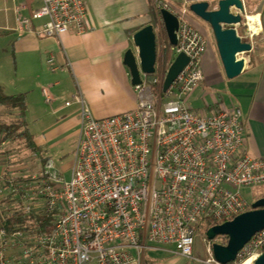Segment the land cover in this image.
<instances>
[{
    "label": "built area",
    "instance_id": "1",
    "mask_svg": "<svg viewBox=\"0 0 264 264\" xmlns=\"http://www.w3.org/2000/svg\"><path fill=\"white\" fill-rule=\"evenodd\" d=\"M36 2L31 8L25 2L18 7V30L60 36L73 25L83 29L86 0ZM152 2L156 10L172 11L160 0ZM185 9L172 11L178 17L177 43L171 45L167 65L162 27L155 32L161 58L153 73L139 68L141 83L133 85L138 94L135 108L96 118L80 90L64 101L66 106L75 103L79 116L69 178L50 158L36 175L0 172V220L15 213L31 220L26 233L0 225V264H10L17 249L15 264H132L146 243L170 244L191 257L197 224L205 219L220 223L249 209L241 190L264 184V156H252L245 149L240 107L219 105L200 112L188 104L204 78L206 40L185 18ZM248 16L243 24L253 45V35L261 28L254 31ZM35 20L39 22L33 26ZM180 52L188 61L164 91L167 68ZM47 62L53 71L58 69L52 57ZM42 93L50 102L46 87ZM37 215L51 218L50 231L45 232ZM215 240L227 241L222 236ZM208 243L206 262L221 264ZM263 251L264 228L229 264L253 263Z\"/></svg>",
    "mask_w": 264,
    "mask_h": 264
},
{
    "label": "crops",
    "instance_id": "2",
    "mask_svg": "<svg viewBox=\"0 0 264 264\" xmlns=\"http://www.w3.org/2000/svg\"><path fill=\"white\" fill-rule=\"evenodd\" d=\"M34 1L31 7L36 5ZM194 1L200 0H182L181 6L186 8ZM207 1L214 2L213 7L216 6L217 0ZM242 1L246 13L254 11V14H258L261 31L253 35L250 60L246 59L244 70L234 78H227L230 87L228 99L219 95L216 99L212 95L211 97L218 105L241 108L245 149L250 155L261 157L264 156V0ZM23 2L26 3L25 0ZM86 6L87 16L81 31L73 25L60 36H39L33 31L18 30L15 20L13 26H6L2 32L4 34L11 31L14 34V66L17 72L21 71L26 77L38 71V58L44 57L46 61L53 58V65L58 69L53 71L51 68L53 72H48L57 74L53 76L44 70L40 72V76L48 84V87H44L52 98L46 103H52V113L56 115V119L67 117L68 124L76 125L78 132V106L75 103L66 106L61 98L69 100L72 94L80 90L96 118L135 108L138 94L131 84L123 55L128 48L136 52L132 37L138 29L153 21H156L158 27L162 25L158 17L160 9L156 10L152 0H86ZM187 18L195 26V21L189 16ZM38 22L35 20L33 26ZM239 34L248 37L249 32L245 27L244 32ZM204 60L205 55L202 61ZM212 61L214 63V58ZM203 74L204 78L208 75L206 71ZM27 85L28 81L21 86ZM1 87L6 93L5 87ZM16 90V93L27 92L25 88ZM50 92L55 96L54 101ZM205 93L206 91L203 95ZM31 133L35 144L47 152L53 132L49 131L47 135ZM3 168L4 165L0 162V172ZM201 238L200 242L194 241L191 257L179 254L170 244L146 243L143 254L132 264H209L206 259L209 257L210 246L207 239Z\"/></svg>",
    "mask_w": 264,
    "mask_h": 264
},
{
    "label": "rangeland",
    "instance_id": "3",
    "mask_svg": "<svg viewBox=\"0 0 264 264\" xmlns=\"http://www.w3.org/2000/svg\"><path fill=\"white\" fill-rule=\"evenodd\" d=\"M169 6L172 11L177 12L182 9V0H162ZM23 0H0V84L5 87V92L12 94L16 93L18 88L26 89V111L25 120L27 122V128L34 134L47 135L49 131L53 132L49 139V147L46 151H42L41 154L35 153L28 147L26 141L7 140L4 143H0V162L4 165V170L9 169L15 174L20 176H32L36 175L41 166V157L50 158L53 160L57 169L60 170L64 178L70 176V166L73 162L74 151L79 137V132L74 124H68L67 117L56 119V115L52 113V103L45 102L44 95L42 93V87H48L46 79L40 76L41 71H51V65L46 61V58H38L36 67L38 71H34L33 75L26 77L17 72L14 66V34L11 31L4 32V28L7 26H13L18 7L22 4ZM34 3H37L36 0ZM214 2L210 3V8L213 7ZM185 18L188 20V16L195 21V27L201 32L206 40V54L205 60L202 61L203 72L206 71L207 76L203 78L195 91L188 98V104L196 111L209 112L211 109H218L216 107L208 109V105L212 106L215 99L219 96L224 98L228 97L230 93V87L228 85L229 79H227L216 47V43L213 37V33L209 24L190 12L186 6ZM246 14H254V11H250ZM244 20V19H243ZM154 30H158L156 21L152 22ZM238 33H243L245 27L243 24L236 25ZM158 32V31H157ZM159 33V32H158ZM163 35V31H162ZM40 36V35H39ZM164 42V40H163ZM166 43H169L166 36ZM157 45V60L161 58L162 48H160L159 38L156 40ZM205 53V52H204ZM246 59L250 60V53H242ZM172 57V54H171ZM214 58V63H213ZM171 60V58H170ZM170 62V61H169ZM166 63V62H165ZM168 63H166L167 65ZM214 68H212L213 66ZM218 69V70H215ZM21 69V68H20ZM48 72V74H53ZM39 74V75H38ZM57 73H54L56 75ZM205 74V75H206ZM28 81L27 86H21L24 82ZM18 84V85H16ZM51 87H49V91ZM206 93L203 95V93ZM51 93V92H50ZM52 95V93H51ZM212 95V97H211ZM53 96V95H52ZM53 96V101L55 100ZM69 97L68 99H70ZM60 100V98H58ZM228 99V98H227ZM227 99L225 103H227ZM52 101V102H53ZM61 101H65V98H61ZM18 111L16 109H7L0 105V122L10 123L18 118ZM68 124V125H67ZM8 166V167H7ZM244 198L248 203H252L264 193V184H257L252 186L243 187L241 190ZM30 219L27 218L24 221V227L29 228ZM29 222V224H28ZM206 224L203 223L200 229L195 232L194 241L196 242L205 236ZM24 230V233L26 229ZM27 231V230H26ZM27 235V234H26ZM27 237V236H26ZM206 239V238H205ZM217 240V239H216ZM20 251L14 250L10 256V264L17 263V258ZM240 264V263H237Z\"/></svg>",
    "mask_w": 264,
    "mask_h": 264
},
{
    "label": "water",
    "instance_id": "4",
    "mask_svg": "<svg viewBox=\"0 0 264 264\" xmlns=\"http://www.w3.org/2000/svg\"><path fill=\"white\" fill-rule=\"evenodd\" d=\"M190 12L206 21L213 33L218 55L227 78L239 75L245 68L246 57L239 56L252 51V43L248 37L238 33L236 25L243 24L246 17L242 0H217L216 6L210 8V2L200 0L191 2ZM170 45L177 43L176 31L178 17L169 9L162 7L158 13ZM244 25V24H243ZM136 52L128 48L123 55L132 85L141 83L139 68L142 72L153 73L157 58L156 36L153 24L149 23L138 29L132 37ZM188 61V56L180 52L169 64L162 88L165 91ZM264 228V196L250 204V209L235 215L233 218L213 224L205 231L211 242L214 259L221 264L234 262L238 251L258 230ZM226 236L225 244L218 243L217 236ZM253 264H264V251L253 261Z\"/></svg>",
    "mask_w": 264,
    "mask_h": 264
},
{
    "label": "trees",
    "instance_id": "5",
    "mask_svg": "<svg viewBox=\"0 0 264 264\" xmlns=\"http://www.w3.org/2000/svg\"><path fill=\"white\" fill-rule=\"evenodd\" d=\"M25 1L27 3V6L31 8L33 0H25ZM163 40H164L163 59L166 63H169L172 54V49H171V45L169 43H166V33L164 29H163ZM0 105H2L7 109H16L19 115V117L16 118L15 121H12L10 123L0 122V143L7 140H18V141L23 140L26 141L30 150H32L35 153L41 154L42 152L41 148L35 144L34 136L27 128V122L25 120V111H26L25 94L24 93L6 94L4 93L0 85ZM216 106H217V102L212 104V106L208 105V109L214 108ZM41 158H42L41 159L42 164L48 159L46 157L45 158L41 157ZM261 196H264V193ZM26 218L29 217L23 216L20 213H15L14 215L12 214L11 216H8L7 219L5 220H0V225L10 231L18 228L24 229L25 227L23 223ZM37 218L41 223V225L43 226L45 232L51 230L52 228V226L50 225L51 218H46L45 216H39V215H37ZM203 223L206 224L205 231L213 224H216V222L211 219H205L204 221H201L199 224H197L196 230L200 229ZM222 238L227 239V237L224 235L222 236Z\"/></svg>",
    "mask_w": 264,
    "mask_h": 264
},
{
    "label": "bare ground",
    "instance_id": "6",
    "mask_svg": "<svg viewBox=\"0 0 264 264\" xmlns=\"http://www.w3.org/2000/svg\"><path fill=\"white\" fill-rule=\"evenodd\" d=\"M249 18V24H250V27L254 30V31H257L260 29V23H259V17H258V14H249L248 16ZM244 264H253L250 260H247L244 262Z\"/></svg>",
    "mask_w": 264,
    "mask_h": 264
},
{
    "label": "flooded vegetation",
    "instance_id": "7",
    "mask_svg": "<svg viewBox=\"0 0 264 264\" xmlns=\"http://www.w3.org/2000/svg\"><path fill=\"white\" fill-rule=\"evenodd\" d=\"M244 20H245V18H244ZM244 20H243V21H244ZM249 209H250V207H249Z\"/></svg>",
    "mask_w": 264,
    "mask_h": 264
}]
</instances>
